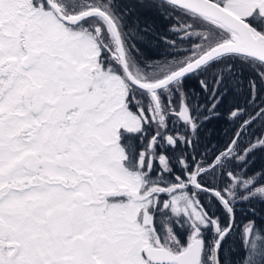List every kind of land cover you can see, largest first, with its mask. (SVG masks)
Wrapping results in <instances>:
<instances>
[{
	"label": "snow or ice",
	"instance_id": "snow-or-ice-1",
	"mask_svg": "<svg viewBox=\"0 0 264 264\" xmlns=\"http://www.w3.org/2000/svg\"><path fill=\"white\" fill-rule=\"evenodd\" d=\"M258 153L264 0H0V264H264Z\"/></svg>",
	"mask_w": 264,
	"mask_h": 264
},
{
	"label": "trees",
	"instance_id": "trees-1",
	"mask_svg": "<svg viewBox=\"0 0 264 264\" xmlns=\"http://www.w3.org/2000/svg\"><path fill=\"white\" fill-rule=\"evenodd\" d=\"M147 21L150 24H153L155 28L164 30L166 21L158 18L155 13L150 14L147 17ZM149 51L152 54H155L157 49L155 47V44L149 45ZM233 102V97L229 96L228 101L226 102L225 108L222 109V111H225L227 107H230ZM241 102H243V98L241 97ZM231 125L226 124L223 119L219 121H214L207 125V128L203 132V138L204 142L208 143L210 141V146L217 145L220 141L224 140L226 138V133L229 131ZM257 128H259V125H257ZM255 166L259 168L261 165H264V154L258 153L256 157H254ZM259 210L260 205L256 206ZM259 218V216H258ZM233 247H235V242H233Z\"/></svg>",
	"mask_w": 264,
	"mask_h": 264
}]
</instances>
